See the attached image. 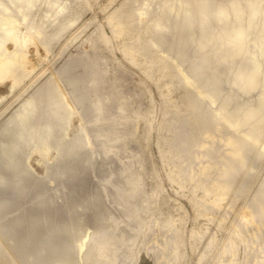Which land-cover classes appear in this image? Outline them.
<instances>
[{
	"label": "rangeland",
	"instance_id": "obj_1",
	"mask_svg": "<svg viewBox=\"0 0 264 264\" xmlns=\"http://www.w3.org/2000/svg\"><path fill=\"white\" fill-rule=\"evenodd\" d=\"M239 1L211 0L209 23L201 27L199 14L189 20L188 28L194 34L185 28L177 14L170 13L166 7L170 0L22 3L30 8L27 19L37 18L53 35L48 45H44L42 38L31 32L34 42L29 44L26 59L17 57L10 67L6 65L8 76L0 82V125L24 100L36 97L38 105L47 95L45 86L54 84L55 71H74L84 63L97 68L106 63L107 72H98L97 77L107 80L119 77L118 86L129 95L128 108L142 114L135 137L128 135L129 122H117L113 126L87 122L86 128L94 136V148L87 150L77 144L74 147L76 156L93 155L83 173L66 174L62 170V158L48 161L47 155L54 151L50 143L48 150L40 153L42 165L50 173L36 181L27 197L42 184L52 199L49 205H26L24 219L27 224L35 222L34 227L42 231L58 227L59 231L50 238H62L70 245L66 264H121V252L128 246L131 254L137 249L148 253L141 255L136 264H228L230 261L242 264L239 252L222 253L229 240L236 242L237 229L238 236L249 244L251 255L264 247V38L255 43L258 32L254 27L244 39L243 44L251 47L240 71L254 67L258 76L253 79L252 90L246 92L240 88L231 102L224 101L229 78L223 77L236 60L223 61L218 66L213 59L218 51L225 58L228 48L223 32L218 41L211 38L212 33L234 26L241 32L243 28L242 22L221 21L214 19V15ZM251 1L244 0V15L264 5V0L253 5ZM158 6L164 9L154 14ZM15 9L0 0V20L4 16L17 19ZM262 21L263 18H258L256 22ZM199 39L203 43L198 44ZM215 41L219 42V49L213 46L210 50ZM259 49H263L262 55L252 62ZM197 57L205 61L202 71L207 78L191 62ZM219 77L222 79L215 86L213 81ZM244 85L243 82L239 87ZM108 89L105 85L101 91ZM48 97L58 106L59 115L67 112L70 103L62 102L59 91L53 90ZM249 103L262 109L248 115L249 121L252 118L250 122L236 119L234 113ZM89 104L90 101L87 108ZM38 117L35 113L30 119ZM72 123H80V118L73 115ZM174 123L178 129L171 126ZM105 131L116 142L104 137ZM62 132L61 128L55 129L53 137L59 139ZM114 145L113 154L103 155L99 151L101 146ZM40 148V141L26 146L27 150ZM136 154L142 160L141 165L132 163L131 158ZM131 164L132 170L150 176L159 189L151 206H143V187H136L132 194L126 188L118 199L115 197L114 186L123 183L117 172ZM32 166L34 173H38L39 168ZM110 173L114 174L111 182L103 183L101 179ZM81 174L86 176V181L78 185V193L72 194L73 178ZM252 205L261 207L260 220L243 225V220L250 219ZM67 207L71 210L70 217L64 213ZM16 209L17 205L8 210ZM44 210L48 215L52 211L57 215L37 221L36 217ZM150 218L158 229L155 232H145L142 228ZM10 221L12 216L0 222V264H23L1 233V227ZM101 231L111 234L105 244L95 239L85 241L87 236ZM132 232H137V237L131 242ZM79 248L82 249L77 253Z\"/></svg>",
	"mask_w": 264,
	"mask_h": 264
},
{
	"label": "bare ground",
	"instance_id": "obj_2",
	"mask_svg": "<svg viewBox=\"0 0 264 264\" xmlns=\"http://www.w3.org/2000/svg\"><path fill=\"white\" fill-rule=\"evenodd\" d=\"M24 1L28 0H5L8 7L13 6L16 8L15 13L18 18L4 16L0 20V82L8 76L6 65L10 67L13 60L17 57L21 60L26 59L29 44L34 42L33 37L30 36L31 32L42 38L44 45H48L53 35L52 33L49 34L43 23L42 25L39 24L37 18L27 19L30 8L29 6L23 7L22 3ZM259 1L252 0L250 4H257ZM211 5V0H170L166 7L170 10V13L177 14L175 16L184 21L185 28L194 34L192 29L188 28L189 20L199 14L202 17L201 27L209 23L212 20L209 15ZM244 5V0H241L237 5L220 9L214 15V19L221 21L233 19L243 23L241 32H239L237 26H234L229 29L216 30L211 35L212 39H217L218 41L221 39L220 35L223 32L228 48L225 58L222 57L219 51L213 55L217 65L220 66L221 62H227L233 58L236 60L232 69L223 77L229 78V88L224 96L225 102H231L240 88L246 92L252 90L254 87L253 79L258 76V71L254 67H251L247 72H241L240 70L246 63L244 57L250 52L251 46L243 44L248 33L252 28L256 27L258 33L255 43H260L264 38V5L258 11H252L248 15L243 14ZM186 7L190 8L189 11H186ZM6 9L7 7H4V10ZM158 9L163 11L164 6L155 7L154 14ZM258 18H263V21L257 23ZM173 38L174 34L173 36L170 35L169 42ZM203 41L201 39L197 40L198 44L203 43ZM217 41L210 45V50L213 46L219 49V42ZM242 48L247 49L246 53H244ZM262 53L263 49H259L254 55L252 62H256V59ZM181 58L185 59V55L181 54ZM191 62L197 72L207 78L204 71H202L205 61L197 57L192 59ZM76 69L74 71L70 69L68 72L55 71L52 76L54 84L45 86L44 92L47 95L38 105L36 97L24 100L0 125V222H4L9 216H12V221L4 223L1 227V233L12 245L14 253L23 264H66L68 254L71 251L70 245L66 240L50 238L52 233L59 231L58 227L50 231H42L34 227L35 222L27 224L24 219L25 212L23 210L26 205H49L52 199L47 195L46 188L42 184L36 187L31 197H27L28 191L35 185L36 181L39 182L45 179L50 173L49 168L42 165L40 153H45L50 143L54 147V151L47 155L46 159L48 161L62 158V170L66 174L83 173L90 164L93 155L88 153L76 156L74 147L77 144L87 150L94 148V136L86 128L87 122L93 125L108 126H113L117 122H129V137H135L141 127L140 119L142 114L139 111L128 108L129 95L118 86L119 77L116 76L110 80L97 77L98 72L100 74L107 72L108 65L106 63H101L98 68L92 66L91 63H84ZM221 79L222 77L215 79L213 84L217 86ZM243 82L245 85L239 87ZM105 85L109 89L101 91V88L105 87ZM53 90L61 93L63 103H70L69 109L64 115H59L58 106L48 97ZM262 95L264 98V83ZM89 101L90 108H87L86 105ZM261 109L249 103L237 110L234 116L244 122L246 121L245 119L249 121L248 115ZM35 113H38V119L31 120L30 117ZM73 115H77L80 118V123H72ZM171 126L178 129V124L176 123ZM59 128L63 130L62 135L59 139H55L53 131ZM102 135L116 142V139L110 138L108 131H105ZM34 141H40L41 148L39 150H27L26 146ZM99 151L103 155L113 154L116 151V145L111 148L101 146ZM131 160L133 164H142L139 154L134 155ZM32 165L39 168L38 173H34ZM131 166L132 164L118 170L117 175L123 177V183L114 186L115 197L118 199L126 188L132 194L136 187H143V206H151L156 201L159 189L151 181L150 176L145 177L137 173L131 169ZM113 175V173H110L103 177L101 181L109 183ZM84 181H86L84 174L74 177L75 186L71 189V193H78V185ZM18 200L19 203L17 204ZM16 205V210L12 212L8 210ZM64 213L66 217H70V208L67 207ZM56 215L57 213L54 211L48 215L44 210L38 214L36 220L41 221ZM260 216L261 207L257 205L250 206V219L243 220V225L249 222H258ZM142 228L145 232L158 230L154 225L153 218H150ZM238 234L239 230L237 229L234 233L237 236L236 242L235 240H229L225 244L222 253L234 255L239 252L242 264H264V247L258 248L257 252L251 255L252 250L249 244L244 241L243 237H239ZM110 237V233L101 231L95 236H87L85 241L95 239L99 244H105ZM136 237L137 232H132L130 241H134ZM254 239L257 242L260 241L258 236H255ZM81 249L79 248L77 253H80ZM141 255H148V253L145 250L137 249L134 254H131V247L128 246L121 252V264H136ZM228 264H233V262L230 261Z\"/></svg>",
	"mask_w": 264,
	"mask_h": 264
}]
</instances>
